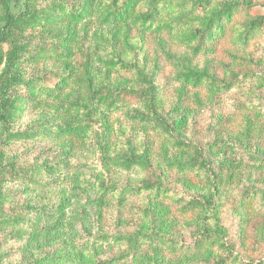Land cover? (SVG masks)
<instances>
[{
	"label": "trees",
	"instance_id": "trees-1",
	"mask_svg": "<svg viewBox=\"0 0 264 264\" xmlns=\"http://www.w3.org/2000/svg\"><path fill=\"white\" fill-rule=\"evenodd\" d=\"M242 5L251 0H0V136L6 143L50 141L60 153L44 166L0 161V234L24 241L23 264H264L237 250L221 217L225 186L251 175L248 169L263 170V159L212 165L187 139L181 120L164 113L159 64L151 67L145 48L154 38L174 69L173 110L202 102V91L213 102L254 77L210 58L222 39L246 48L264 29V14L236 21ZM27 107L40 116L17 128ZM247 109L239 135L262 139V111ZM128 125L140 126L147 139L152 131L162 140L160 151L129 134ZM82 151L94 154V162L73 164ZM136 170L146 177L117 184L115 172ZM191 172L201 176L203 192L170 186L171 173ZM33 176L57 185L48 188L47 202L5 204L6 184L42 186ZM242 193V204L257 194L264 204V189L248 186ZM130 196L145 200L133 208L137 229L106 230V210ZM174 207L191 218L190 240L175 231Z\"/></svg>",
	"mask_w": 264,
	"mask_h": 264
},
{
	"label": "rangeland",
	"instance_id": "rangeland-1",
	"mask_svg": "<svg viewBox=\"0 0 264 264\" xmlns=\"http://www.w3.org/2000/svg\"><path fill=\"white\" fill-rule=\"evenodd\" d=\"M259 14H264V0H251L250 6H241L235 19L237 22H241ZM35 41L32 43L35 44ZM145 48L149 53L151 67H153V62L159 64L156 80L162 91L164 113L174 121L181 120L187 139L205 150L212 165L221 168L225 166L227 160H231V163H239L243 156L250 165H254L256 159L262 158L264 161V137L262 139L255 137L247 141L243 140L241 134L239 135V132L246 126L247 116L250 115L251 111L247 109L249 106L253 105L260 109L262 111L261 121L264 119V86H260L264 77V29L246 48H237L229 39H222L217 45L216 52L210 55V58L216 61L215 64L226 61L235 64L242 72L249 70L254 74L253 79L219 95L213 102L210 101L209 95L202 91V102L194 100L185 102L178 111L173 110L177 84H174L172 79L174 69L171 63L158 51L154 38L147 40ZM175 48L179 50L177 47ZM233 54L250 60H235ZM201 60L203 61L204 58ZM216 69L222 73L220 66ZM27 95L29 96V94ZM252 111V116H258L256 109ZM39 116L38 112L27 107L16 127L20 128L35 123ZM128 131L129 134L137 133L142 144L144 143L142 140H148L155 151H160L162 140L152 131L148 134V139L145 130L138 125L135 127L128 125ZM58 151V146H53L50 141L37 139L31 142L6 143L0 136V161L3 160L4 163L14 161L18 165L44 166L60 160ZM154 158L157 159V155ZM92 159H96L94 154L82 151L71 158V161L73 164L82 161L79 165H83L86 161L94 162ZM222 163L224 164L222 165ZM248 171L251 175L246 174L243 180L225 186L221 217L224 226L228 229L230 241L236 245L237 250L248 259L264 260V204L260 202L261 195L250 196L247 202L242 204L244 188L255 186L264 189V169H248ZM145 174L143 170H136L132 173L115 172L114 178L119 186H123L128 182L136 183L144 179ZM23 176L32 179L29 174ZM33 179L42 186L23 181L6 184L7 199H5V204L24 205L30 203L35 207L44 205L47 202L48 188L53 190L57 185L49 177L33 176ZM201 179V176L193 172L171 173L168 182L170 186L181 192L198 194L199 191L203 192L206 189ZM55 202L56 198L52 200V203ZM144 203L143 197L136 196H130L124 206L114 201L104 215V228L110 232H134L139 222L134 215L133 208ZM172 209L176 220L175 231L185 240H190L193 238L194 231L191 218L178 212L176 207ZM7 211L11 213V208L8 207ZM23 242L0 234L1 264H23L22 255L25 253Z\"/></svg>",
	"mask_w": 264,
	"mask_h": 264
}]
</instances>
